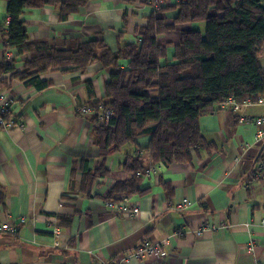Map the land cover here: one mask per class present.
Here are the masks:
<instances>
[{"label":"crops","instance_id":"obj_1","mask_svg":"<svg viewBox=\"0 0 264 264\" xmlns=\"http://www.w3.org/2000/svg\"><path fill=\"white\" fill-rule=\"evenodd\" d=\"M164 1L165 6L179 0ZM7 5L8 0H0L2 27L8 18ZM151 13L167 21L177 16V10L160 14L134 0H86L66 21H60L51 6L26 8L21 20L32 42L47 41L64 50L79 42L98 41L115 52L120 34L122 45L138 44L134 31L147 23ZM191 30L204 35L205 24H177L157 36L166 46L160 64H173L182 32ZM4 52L0 36V62ZM17 56V68L22 69L30 53ZM257 60L264 75V45ZM119 64L126 69L128 60ZM112 72L94 61L84 73L52 68L39 74L38 80L5 79L3 88L9 90L14 117L23 127L0 128V224L21 217L25 221L15 232L0 229V264L119 260L143 240L159 243L168 255L130 258L126 264H264V121H241L264 119V101L258 102L264 95L242 101L233 98L253 102L238 112L226 105L200 116L201 135L213 147L190 150L189 163H153L142 151L149 135L136 137L104 160L89 121L103 106L94 111L89 103L104 96ZM86 82L93 87L91 98ZM145 94L155 98L158 90L150 88ZM105 125L114 127L110 119ZM129 155L140 157L144 169L159 167L151 178L138 177L142 194L124 192L106 199L117 182L132 177L124 169ZM102 165L106 175L87 176ZM160 180L173 188L169 196ZM125 194L131 196V203H138L137 217L116 214L102 203ZM183 200L189 206L173 208ZM204 222L220 227L196 235Z\"/></svg>","mask_w":264,"mask_h":264},{"label":"trees","instance_id":"obj_2","mask_svg":"<svg viewBox=\"0 0 264 264\" xmlns=\"http://www.w3.org/2000/svg\"><path fill=\"white\" fill-rule=\"evenodd\" d=\"M85 5L86 0H8V27L0 29L4 49H13L18 55L30 53V57L22 69L16 67V61L0 62V88L3 89L5 79L38 80L39 74L52 68L84 73L94 61L111 67L113 72L104 96L89 103L94 111L101 105L114 112L110 118L113 128L98 124L95 114L89 117L94 125V141L104 160L122 146L134 143L136 137L149 135L142 151L153 163H189L190 150L201 147L209 151L213 147L201 135L200 116L214 112L230 97L242 101L264 95V75L257 60L264 45V0H180L163 5L155 11L161 14L177 10V16L167 21L151 13L147 23L134 31L138 44L122 45L120 34L115 52L98 41L79 42L73 48L57 50L47 41L28 39L21 20L24 9L51 6L58 19L66 21ZM182 23H204L205 34L182 32L173 64H160L166 57V46L158 42L157 36ZM120 60H128L126 69ZM86 87L88 96L93 97L92 84L86 82ZM150 88L158 90L157 97L145 94ZM124 169L132 177L117 182L106 199L124 192L143 193L135 175L144 170L140 157L129 155ZM107 172L102 165L100 171L88 172L87 176L94 179ZM159 183L169 196L173 188L162 180Z\"/></svg>","mask_w":264,"mask_h":264},{"label":"built area","instance_id":"obj_3","mask_svg":"<svg viewBox=\"0 0 264 264\" xmlns=\"http://www.w3.org/2000/svg\"><path fill=\"white\" fill-rule=\"evenodd\" d=\"M138 4L148 6L153 10H158L159 7L163 6L165 1L164 0H134ZM9 23V18H7L3 24V27L0 26V29H7ZM17 56L16 53L12 52L10 49L5 50L4 52V59L5 63L11 64L12 61H16ZM17 67V65H16ZM5 77H8L9 74H5ZM264 98H259L258 102H263ZM253 104L252 101L246 100L242 103L236 102L233 98H228L225 102L220 104L221 108L226 107V105L232 110L238 112L242 107L249 106ZM14 101L13 98L10 96L9 90L3 88L0 90V128H10L13 126L23 127L22 124L16 121L14 117ZM9 114L10 116L6 118V115ZM113 116V111L108 108H100L99 113L97 114V119L99 124H106L108 120ZM241 121L250 122H263V118H242ZM261 137V135H258ZM158 165L150 166L144 170L137 171L136 177H141L143 179L151 178L158 169ZM263 166H260L262 168ZM103 205L108 210L115 212L116 214H125L127 216H134L137 217L140 212V207L138 203H131V196L130 195H121L118 199L114 200H103ZM183 203V204H182ZM184 206H189V202L183 200L181 203L175 204L173 206L174 209H180ZM25 221V218L21 217L16 222H3L0 224V229L3 231L8 232H15L18 230L20 223L22 224ZM47 224H50V221L46 219ZM220 227V224H210L209 222H204L199 226L196 230V235L203 234L204 231H215ZM56 228H53V231ZM253 244L250 242L247 244L246 249L248 251L252 250ZM168 255V251L165 247L160 245L159 243H155L150 240H143L141 244H139L135 249L131 250L130 252L123 255L119 260H102L94 264H126L130 258L136 259H144L147 257H156V258H163Z\"/></svg>","mask_w":264,"mask_h":264},{"label":"rangeland","instance_id":"obj_4","mask_svg":"<svg viewBox=\"0 0 264 264\" xmlns=\"http://www.w3.org/2000/svg\"><path fill=\"white\" fill-rule=\"evenodd\" d=\"M180 1V0H179Z\"/></svg>","mask_w":264,"mask_h":264}]
</instances>
